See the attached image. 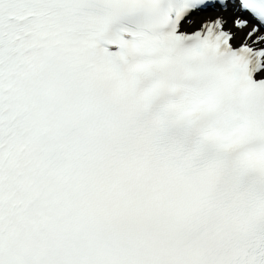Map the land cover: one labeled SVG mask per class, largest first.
<instances>
[{
	"label": "snow or ice",
	"instance_id": "1",
	"mask_svg": "<svg viewBox=\"0 0 264 264\" xmlns=\"http://www.w3.org/2000/svg\"><path fill=\"white\" fill-rule=\"evenodd\" d=\"M0 264H264V0H0Z\"/></svg>",
	"mask_w": 264,
	"mask_h": 264
}]
</instances>
